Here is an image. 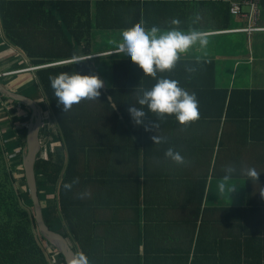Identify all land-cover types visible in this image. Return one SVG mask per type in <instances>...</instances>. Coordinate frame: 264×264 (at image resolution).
Segmentation results:
<instances>
[{
  "label": "trees",
  "instance_id": "obj_1",
  "mask_svg": "<svg viewBox=\"0 0 264 264\" xmlns=\"http://www.w3.org/2000/svg\"><path fill=\"white\" fill-rule=\"evenodd\" d=\"M234 4L242 6L241 2L221 0H0V23L7 43L25 58L29 67L39 68L34 73L18 75L13 81L2 80V84L13 93L30 97L33 83H38L45 94L49 105L44 107L43 115L49 114L53 121L49 118V124L43 120L40 138L55 136L60 148L52 151L56 155L52 161L39 154L36 163L38 193L46 224L64 235L77 260L84 256L89 264L119 263L118 255L95 247L91 229H83L75 219L76 209L83 189L90 188L95 181L94 173L99 165L92 156L106 157L111 151L126 158L129 153L138 155L148 147L150 141L145 128L147 120L153 118L152 113L145 108L148 117L140 127L134 124L129 107H139L138 96L156 83L151 77H143L138 66L118 53L110 57L93 56L115 51L122 32L142 22L146 29L177 27L172 24L173 20L180 21L178 27L184 31L196 29L208 33L233 29L235 19H242L232 14ZM60 62L69 63L59 65ZM65 72L98 76L104 84L100 101L84 100L63 113L49 78ZM160 75L179 81L182 88L196 94L202 109L198 108L199 119L192 122L190 128L196 129L197 136L213 146L209 152L213 150L214 164L212 160L208 165L203 164L194 157L181 165L188 170L183 175L187 179L178 183H182V189L192 192L188 200L190 210L193 206L199 219L210 175L214 176L215 190V183L222 182L229 167L236 169L231 179L247 178L248 207L257 205L256 199L264 196V133H261L264 119L260 121L259 117H264V91L216 88V68L209 61L179 60L171 71ZM0 104V110L5 111L2 118L11 123L9 125L8 120L0 123L4 127L0 129V264H54L55 258L60 264H66L56 248L52 252L49 250L47 246L51 245L38 230L26 183L22 156L27 151V123L32 111L4 95H0ZM55 123L57 135H52ZM14 125L21 127L16 133ZM172 125L178 127L173 122ZM6 128L12 130L10 135ZM169 128L174 132L170 125ZM11 142L17 146V157L7 148L14 146ZM241 161L242 166L237 170L236 164ZM248 168L260 173L257 181L247 177ZM69 183L71 191L64 188ZM51 199L54 204L48 206ZM226 201L231 202L230 199ZM60 210L68 212V220L63 219ZM228 210L232 214L228 218L230 222L238 218L237 209ZM50 211H54V216ZM207 211L202 218L204 225ZM242 211L246 212H241L245 226L251 227L252 214L245 209ZM104 218L107 220L109 216L104 215ZM65 222L69 229L62 226ZM107 225L104 222L98 232L100 238L107 236Z\"/></svg>",
  "mask_w": 264,
  "mask_h": 264
},
{
  "label": "crops",
  "instance_id": "obj_2",
  "mask_svg": "<svg viewBox=\"0 0 264 264\" xmlns=\"http://www.w3.org/2000/svg\"><path fill=\"white\" fill-rule=\"evenodd\" d=\"M221 1L241 2L243 10L249 11L248 0ZM260 11L259 25L264 28L263 0ZM247 24L245 17L235 19L232 28L241 29ZM225 31L228 30L208 32V45L191 49L180 60L214 63L216 88L264 91V31L254 33L251 38L246 34ZM231 35H241L242 40L232 41L228 38ZM245 40L249 53L244 46ZM11 47L0 23L2 59L5 57L9 61L15 58L11 51L16 50ZM198 108L202 109V106L198 104ZM152 117L147 120L145 133L150 142L146 150L143 148L138 155L129 153L126 158L111 151L106 157L92 156L99 167L94 173L93 185L82 191L75 219L83 229H91L95 247L106 248L118 255L119 263L116 264H264V196H259L255 201L258 204L249 208L247 178L230 179L226 191L220 193L216 192L219 183H215L214 190V176L210 175L198 219L196 209L192 206L190 210L188 203L192 192L182 189V183H178L187 179L183 175L188 170L167 159L165 152L169 148L179 152L184 157V164L196 157L208 165L211 160L212 164L215 162L213 150L209 152L213 146L199 138L196 129L190 128L191 124L182 126L172 116L157 120L152 113ZM259 117L260 121L264 119L262 115ZM155 121L157 129L152 127ZM172 122L178 127H174ZM261 133H264L263 129ZM155 135L162 137L164 142L155 145L152 139ZM227 145L238 148L236 144ZM236 165L239 170L242 161ZM228 188L236 191L230 193ZM228 209H237L238 218L230 222ZM242 209L252 214L251 227L245 226L241 212H246ZM207 210H211V214ZM206 211L204 225L202 218ZM60 213L63 219H69L67 211L60 210ZM104 215L109 218L105 220ZM104 222L108 223L107 236L100 238L98 232ZM62 226L70 227L68 222Z\"/></svg>",
  "mask_w": 264,
  "mask_h": 264
},
{
  "label": "clouds",
  "instance_id": "obj_3",
  "mask_svg": "<svg viewBox=\"0 0 264 264\" xmlns=\"http://www.w3.org/2000/svg\"><path fill=\"white\" fill-rule=\"evenodd\" d=\"M172 24L177 27L162 30L153 26L146 29L142 22L139 26L122 32L120 43L115 48V52L122 55L123 59L129 60L142 70L143 77H151L156 81L151 89L144 90L138 96L139 107L135 105L129 107L130 116L137 126L145 124L148 112L155 114L157 120L172 116L182 126H187L199 119L196 94L182 88L179 81L160 74L171 71L181 56L191 49L206 47L207 33L196 29L184 31L178 27L180 24L178 20H173ZM189 71L193 70L189 69ZM49 79L57 104L62 106L63 113L69 112L74 105L84 100L100 101V92L104 88L98 76L82 75L78 72L60 73ZM152 127L158 128L157 121ZM145 130L147 131L148 128L146 127ZM152 139L155 145L164 142L159 135H155ZM165 157L177 165L185 163L184 157L172 148L165 152ZM235 172L234 167L226 169V174L218 185L220 193L226 191L228 181ZM246 175L250 180L257 181L260 173L255 168H248ZM64 188L71 191L72 184H65ZM227 190L230 193L236 191L232 188ZM77 264H89V262L84 256H80Z\"/></svg>",
  "mask_w": 264,
  "mask_h": 264
},
{
  "label": "water",
  "instance_id": "obj_4",
  "mask_svg": "<svg viewBox=\"0 0 264 264\" xmlns=\"http://www.w3.org/2000/svg\"><path fill=\"white\" fill-rule=\"evenodd\" d=\"M0 92L6 97L15 102L22 103L29 107L32 111L30 124L28 127L27 141H26V154L23 156V168L26 178L27 186L30 190L31 198L35 208V220L40 234L47 240V242L56 248L59 253L64 256L66 264H76V253L71 247L68 240L59 232L53 231L50 226L45 222L42 206L40 203L37 176H36V163L42 149L41 144V130L43 127V113L38 103L30 97L13 93L9 91L0 80Z\"/></svg>",
  "mask_w": 264,
  "mask_h": 264
},
{
  "label": "rangeland",
  "instance_id": "obj_5",
  "mask_svg": "<svg viewBox=\"0 0 264 264\" xmlns=\"http://www.w3.org/2000/svg\"><path fill=\"white\" fill-rule=\"evenodd\" d=\"M247 22H248V24L244 25L243 26L244 28H246L251 23V20L248 18ZM238 30H240V28L239 29H237V28L230 29V30L225 31V32L230 33V34H241V33L242 34H246L248 36V38H251L253 36V34H254L253 33V34L250 35V34H248L246 32H239ZM255 33H257V32H255ZM228 38L230 40H232V41H234V40H242V36L241 35H231ZM244 46H245L246 52L249 53V47H248L247 40H245ZM11 52L13 53V54H11V56H15L14 59H11V60L8 61V58L3 57V59H2L0 57V67L3 65V63H5V65H3V67H2V70L0 69V75L3 76V77L2 76L0 77L1 81L2 80H5V82L13 81V79L15 77H17L18 75L22 76L24 74L34 73L36 70L39 69V68H31V67H29V65L27 64V61L25 60V58L21 54H19L18 52H16V51L15 52L11 51ZM114 54H117V53L115 51H112V52H107V53H104V54L102 53V54H99V55H96V56H93V57H106V56L110 57V56H112ZM85 59H89V58H85ZM69 62H60L59 65L67 64ZM26 65H28V66H26ZM4 66H6V67L4 68ZM26 67H29V68H26ZM5 73H10L12 75L5 77V75H4ZM12 88H13V86H12ZM0 95H3V94L0 92ZM29 95H30L31 99L35 100L38 103V105L42 109V113L44 114L45 113L44 107H47V105H49V104H48V102L46 100V97H45V94H44L43 90L41 89V86L38 83H36V84L33 83V86L31 87ZM22 115H25V114H22ZM2 116H5V111H1L0 110V123H3L4 121L8 120L6 118L3 119ZM45 116L50 118V121H53L52 118L48 114H45ZM43 117H44V115H43ZM6 122H8L9 125L11 124V123H9V120L6 121ZM29 124H30V122L27 123V128L29 127ZM9 127H11V126H9ZM13 127H14V130H15L14 133H16V129L19 130L21 128L20 126H16V125H14ZM3 128L4 127L0 125V129H3ZM55 128L57 129L56 123H55V126L53 127L52 131L51 132L49 131L50 134L57 135V132H55V130H56ZM5 131H8V135H10L12 130H10L9 128H6ZM42 133H43V130H42ZM44 135H46V131L44 132ZM41 144H42V149H41L40 153L43 154V157L44 158L46 157L50 161L55 159L56 155L52 151H55L56 148H60L59 142L57 140H55V136L52 139H46L45 137H44V139L41 138ZM13 145L14 146L9 145V146H7V148L8 147H9V149L11 148L10 153H12V155L16 154V157H17V153L16 152H17L18 149H17V146L15 144H13ZM43 149H44V151H43ZM12 155H11V157H12ZM42 198H43V202L45 201L44 206H46L45 196H43ZM47 204H48V206H52L54 204V201L53 200H49L47 202ZM50 215L54 216V211H50ZM47 247L49 248V250L51 252L54 251L53 247H51V246H47ZM54 262H55L54 264H60L59 260L56 259V258H55Z\"/></svg>",
  "mask_w": 264,
  "mask_h": 264
},
{
  "label": "built area",
  "instance_id": "obj_6",
  "mask_svg": "<svg viewBox=\"0 0 264 264\" xmlns=\"http://www.w3.org/2000/svg\"><path fill=\"white\" fill-rule=\"evenodd\" d=\"M247 5L249 6V11L245 12V13H243V8L241 5L234 4L232 6L231 11H232V14L234 16L240 17V18L245 17L247 19V21H248V18L251 20V23L246 28H244V29L241 28L238 31L239 32H246L250 35L255 33V32H263L264 28L259 25L260 13H261V11H260L261 0H248ZM4 75L7 76L8 74H4ZM1 76L2 75H0V77ZM48 119H49L48 117L43 118L44 122L48 121ZM48 123L50 124V121H48Z\"/></svg>",
  "mask_w": 264,
  "mask_h": 264
}]
</instances>
